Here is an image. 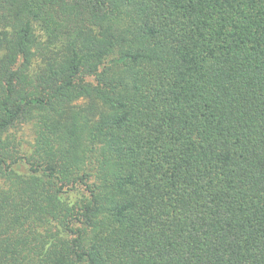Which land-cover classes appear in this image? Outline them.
<instances>
[{
  "label": "trees",
  "instance_id": "obj_1",
  "mask_svg": "<svg viewBox=\"0 0 264 264\" xmlns=\"http://www.w3.org/2000/svg\"><path fill=\"white\" fill-rule=\"evenodd\" d=\"M0 264H264V0H0Z\"/></svg>",
  "mask_w": 264,
  "mask_h": 264
},
{
  "label": "rangeland",
  "instance_id": "obj_2",
  "mask_svg": "<svg viewBox=\"0 0 264 264\" xmlns=\"http://www.w3.org/2000/svg\"><path fill=\"white\" fill-rule=\"evenodd\" d=\"M14 138L22 144L24 152L28 153L32 150L34 143V127L30 123L20 125L11 131Z\"/></svg>",
  "mask_w": 264,
  "mask_h": 264
}]
</instances>
